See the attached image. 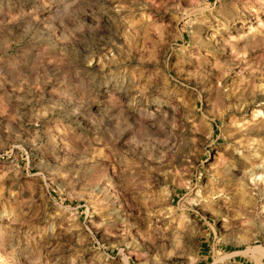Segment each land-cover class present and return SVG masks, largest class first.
Here are the masks:
<instances>
[{
  "label": "rangeland",
  "instance_id": "obj_1",
  "mask_svg": "<svg viewBox=\"0 0 264 264\" xmlns=\"http://www.w3.org/2000/svg\"><path fill=\"white\" fill-rule=\"evenodd\" d=\"M263 114L264 0H0V264H264Z\"/></svg>",
  "mask_w": 264,
  "mask_h": 264
},
{
  "label": "bare ground",
  "instance_id": "obj_2",
  "mask_svg": "<svg viewBox=\"0 0 264 264\" xmlns=\"http://www.w3.org/2000/svg\"><path fill=\"white\" fill-rule=\"evenodd\" d=\"M218 100H219V99H218ZM217 102H218V101H217ZM255 113H256V112H255ZM262 113H263V112L259 111L255 116L262 115ZM263 115H264V114H263ZM258 121H260V120L258 119ZM258 121H257V122H258ZM257 122H256V123H257ZM263 123H264V122H263ZM257 125H259V123H258ZM261 125H263V124H261ZM260 127H261V126H260ZM253 128H254V126H253ZM256 128H259V127H256ZM256 128H255V130H256ZM262 128H263V127H262ZM252 130H253V129H252ZM254 132H255V131H254ZM257 134H258V131H257ZM254 140H255V139H254ZM258 157H259V156H257L256 158H258ZM258 159H259V158H258ZM228 162H229V161H228ZM228 162H227V163H228ZM238 162H239V161H238ZM254 162H255V161H254ZM227 165H228V164H227ZM231 166H232V165H231ZM258 166H260V165H258ZM228 167H229V166H228ZM255 168H256V167H255ZM227 169H228V168H227ZM229 170H230V167H229ZM256 170H257L256 172H259L260 168H257ZM221 171H222V170H221ZM225 171L227 172V170H225ZM225 171H224V172H225ZM253 171H254V170H253ZM246 172H247V171H246ZM260 172H261V171H260ZM243 174H246V173H243ZM241 175H242V173H241ZM242 176L245 177V175H242ZM250 177H251V176H250ZM250 177H249V178H250ZM257 177H258V176H257ZM251 178H253V173H252V177H251ZM241 179H242V178H241ZM243 179H244V178H243ZM245 179H246V178H245ZM258 179H259V178H258ZM260 179H263V175H260ZM252 180L256 182V181H257V178L255 177V178H253ZM258 181H259V180H258ZM258 181H257V182H258ZM257 182H256V183H257ZM259 182H260V181H259ZM240 183H241V182H240ZM108 184H110L109 181H108ZM110 186H111V185H110ZM254 186H256V184H255ZM102 189H103V188H102ZM104 189H105V188H104ZM104 189H103V190H104ZM108 190H109V189H108ZM105 191H106V190H105ZM166 196H167V195H166ZM170 211H171V210H170ZM117 217H119V216H117ZM182 220H183V219H182ZM182 220H181V221H182ZM175 222H176V221H175ZM172 223H173V222H172ZM182 223H184V222H182ZM182 223H181V224H182ZM178 224H180V223H178ZM184 224H185V223H184ZM186 226H187V225H186ZM180 227H182V226H180ZM180 227H179V228H180ZM187 227H188V226H187ZM182 228H185V227H182ZM165 230H166V229H165ZM181 230H182V229H181ZM186 231H187V228H186ZM179 232H180V231H179ZM157 233H158V232H157ZM184 233H185V232H184ZM18 235H19V234H18ZM179 235H180V234H179ZM23 236H24V234H23ZM23 236H22L21 239H23ZM25 237H26V236H25ZM25 237H24V239H25ZM19 238H20V236H19Z\"/></svg>",
  "mask_w": 264,
  "mask_h": 264
}]
</instances>
